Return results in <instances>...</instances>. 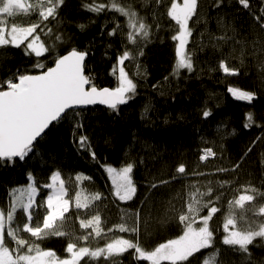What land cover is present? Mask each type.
Instances as JSON below:
<instances>
[{"label":"trees","instance_id":"1","mask_svg":"<svg viewBox=\"0 0 264 264\" xmlns=\"http://www.w3.org/2000/svg\"><path fill=\"white\" fill-rule=\"evenodd\" d=\"M174 1L26 0L8 12L0 0V92L72 50L88 54L92 86L115 89L123 56L135 86L125 104L69 111L23 157L0 159L5 264L45 253L64 262L71 248L85 251L78 264H154L150 254L205 225L208 246L159 264H264V235L243 248L225 242L264 227V0H197L192 65L181 69ZM29 27L43 52L1 42L6 29ZM231 87L255 97L237 99ZM129 165L130 201L116 195L107 170ZM56 173L70 207L46 227Z\"/></svg>","mask_w":264,"mask_h":264},{"label":"water","instance_id":"2","mask_svg":"<svg viewBox=\"0 0 264 264\" xmlns=\"http://www.w3.org/2000/svg\"><path fill=\"white\" fill-rule=\"evenodd\" d=\"M87 58L72 50L46 71L25 76L23 89L0 92V159L23 157L69 111L127 102L125 90L91 85Z\"/></svg>","mask_w":264,"mask_h":264},{"label":"rangeland","instance_id":"3","mask_svg":"<svg viewBox=\"0 0 264 264\" xmlns=\"http://www.w3.org/2000/svg\"><path fill=\"white\" fill-rule=\"evenodd\" d=\"M197 0H175L172 4L170 9V14L173 19L179 24L180 31L176 36L177 40V50L179 56V62L182 65L178 64V69L191 67L192 61L190 60L188 53H187V39L189 38V28H188V20L192 15L193 11L195 10ZM26 6V0H8L5 8L3 11H13V10H21L24 9ZM0 10V12H3ZM7 32H3L1 36V42L4 43H12L14 45H20L22 43H26L27 46L33 50L34 52H43L46 48L44 42L41 39L40 33L38 34L33 27L29 28H10L6 29ZM46 50V49H45ZM188 59V61H187ZM125 60V56L121 57L118 62V67H116V71L118 72L120 69L121 71L118 73V85L115 89L117 90H125L128 93H131L135 90V86L131 83L128 79V75L125 71L123 66V61ZM130 84H129V83ZM12 89L21 90L24 88L22 80L20 83H14L11 85ZM133 88L134 90H129ZM231 94L240 100L244 101H251L255 94L249 90L231 87L230 88ZM108 173L110 176V180L113 184L115 193L118 197L124 196V199H127V195H131V189L134 188L131 178V169L123 168L117 169L112 166H109ZM116 173H120V175L126 177L127 181L131 183H127L128 192L125 194L124 192H120L116 188V184L113 183L114 171ZM47 189L50 190V194L46 199L49 214L46 219V227H51L55 224V222L63 217V215L68 211L70 207V201L67 198L68 190L65 182L63 181L62 177L56 173L50 184L47 186ZM35 197H37V191L32 186L30 191V200L28 203V211H31L33 205L35 204ZM4 230V217L3 214L0 213V238L3 234ZM209 230L207 226L201 227L200 230H196L194 227H190L187 232L178 240H175L171 243L162 245L154 254H150L148 256L152 259L154 264H159L163 261H177L186 259L190 256L200 245L204 243V241L208 238ZM258 235H264V227L260 229L258 232L254 233H239L237 231L232 232L230 235V241H238L241 239H248L249 241L253 240ZM118 247V246H116ZM113 246L110 247L112 249ZM120 248V247H119ZM72 257L71 259L61 262L58 260L53 254L45 253V254H38L34 256H29L25 258L23 261L26 264H78L79 260L85 254V251L76 250L71 248ZM7 250L0 251V264H5L9 261V257L7 255ZM18 262V261H17ZM20 263V262H18Z\"/></svg>","mask_w":264,"mask_h":264},{"label":"snow or ice","instance_id":"4","mask_svg":"<svg viewBox=\"0 0 264 264\" xmlns=\"http://www.w3.org/2000/svg\"><path fill=\"white\" fill-rule=\"evenodd\" d=\"M129 90H134L133 88H130ZM122 102H126V101H122ZM250 102V101H249ZM205 117H207L209 115V113H204ZM249 119H251V116L249 115L248 117ZM247 127V125H246ZM129 169H131V165H129ZM114 171V177H113V183L116 184V188L118 191L120 192H124L125 194H127L128 192V188H127V183H131L130 181H127L126 183V177L120 175V173H116L115 170ZM135 195V189H131V195H127V199L130 201L133 199ZM122 200L124 199V196L120 197ZM211 234L209 233L208 236H210ZM226 243H239L241 245V247L243 248L247 243H249L250 241L248 239H241L238 241H229L226 239L225 241ZM210 244V240H205L204 243L202 245H198V247H205L208 246ZM132 246L128 245V247L124 248L122 251L126 252L127 250H129Z\"/></svg>","mask_w":264,"mask_h":264}]
</instances>
